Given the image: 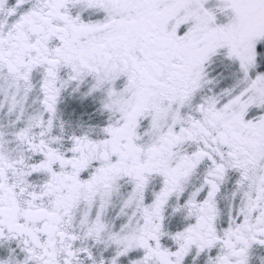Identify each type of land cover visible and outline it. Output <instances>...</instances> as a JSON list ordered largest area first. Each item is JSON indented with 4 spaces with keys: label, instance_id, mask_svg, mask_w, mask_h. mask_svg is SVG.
Returning <instances> with one entry per match:
<instances>
[{
    "label": "snow or ice",
    "instance_id": "obj_1",
    "mask_svg": "<svg viewBox=\"0 0 264 264\" xmlns=\"http://www.w3.org/2000/svg\"><path fill=\"white\" fill-rule=\"evenodd\" d=\"M0 264H264V0H0Z\"/></svg>",
    "mask_w": 264,
    "mask_h": 264
}]
</instances>
